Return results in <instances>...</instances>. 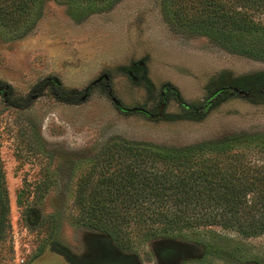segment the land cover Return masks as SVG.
I'll use <instances>...</instances> for the list:
<instances>
[{
    "label": "rangeland",
    "instance_id": "obj_1",
    "mask_svg": "<svg viewBox=\"0 0 264 264\" xmlns=\"http://www.w3.org/2000/svg\"><path fill=\"white\" fill-rule=\"evenodd\" d=\"M167 5L121 0L83 11L49 1L25 33L0 28V168L9 195L0 264H70L57 251L80 263L108 256L101 232L77 222L72 187L75 167L112 141L181 148L264 135V60L177 25ZM211 230L230 240L227 253L193 241ZM132 238L118 251L135 264H264V235L205 228Z\"/></svg>",
    "mask_w": 264,
    "mask_h": 264
},
{
    "label": "trees",
    "instance_id": "obj_2",
    "mask_svg": "<svg viewBox=\"0 0 264 264\" xmlns=\"http://www.w3.org/2000/svg\"><path fill=\"white\" fill-rule=\"evenodd\" d=\"M49 1L97 11L121 0H0V28L19 32L25 27V33ZM167 7L177 25L206 33L231 53L264 60V0H168ZM257 77L264 86V74ZM238 138L181 148L110 142L75 167L72 187L77 222L101 232L99 244L108 256L80 263L68 252H57L70 264H135L121 252L134 244L132 234L186 238L187 232L220 228L243 238L263 236L264 135ZM4 180L0 168V226L9 215ZM193 241L208 250L232 247L214 231Z\"/></svg>",
    "mask_w": 264,
    "mask_h": 264
}]
</instances>
